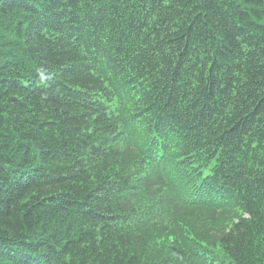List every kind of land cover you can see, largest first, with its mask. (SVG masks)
Masks as SVG:
<instances>
[{
  "label": "trees",
  "instance_id": "16d2710c",
  "mask_svg": "<svg viewBox=\"0 0 264 264\" xmlns=\"http://www.w3.org/2000/svg\"><path fill=\"white\" fill-rule=\"evenodd\" d=\"M0 264H264V0H0Z\"/></svg>",
  "mask_w": 264,
  "mask_h": 264
}]
</instances>
